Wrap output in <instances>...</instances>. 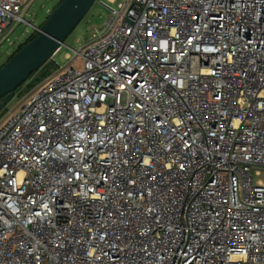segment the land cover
Masks as SVG:
<instances>
[{
	"label": "built area",
	"instance_id": "1",
	"mask_svg": "<svg viewBox=\"0 0 264 264\" xmlns=\"http://www.w3.org/2000/svg\"><path fill=\"white\" fill-rule=\"evenodd\" d=\"M105 5L0 127V264H264V0Z\"/></svg>",
	"mask_w": 264,
	"mask_h": 264
},
{
	"label": "rangeland",
	"instance_id": "2",
	"mask_svg": "<svg viewBox=\"0 0 264 264\" xmlns=\"http://www.w3.org/2000/svg\"><path fill=\"white\" fill-rule=\"evenodd\" d=\"M61 0H36L29 9V14L26 16L27 21L34 24L32 27L24 22L16 23L10 33V40L5 41L0 46V66L7 61L8 57L32 34L35 27L40 26L46 18L51 14L52 10ZM126 0H98L91 8L87 16L81 21L77 28L72 32L66 41V46L63 47L53 59L47 62L40 70L35 73L33 78L27 82L25 86L18 89L15 97L2 110L0 114V127H2L12 115L19 110L30 100V93L41 86L44 81L55 73L59 66H65L69 63L67 55H71L72 59L79 60L76 51H79L96 33V30H101L105 22L111 17L112 11L105 5L108 2L111 8L117 9L120 3ZM78 67H82L78 63Z\"/></svg>",
	"mask_w": 264,
	"mask_h": 264
},
{
	"label": "water",
	"instance_id": "3",
	"mask_svg": "<svg viewBox=\"0 0 264 264\" xmlns=\"http://www.w3.org/2000/svg\"><path fill=\"white\" fill-rule=\"evenodd\" d=\"M98 0H61L39 35L0 68V112L30 76L66 46V41Z\"/></svg>",
	"mask_w": 264,
	"mask_h": 264
},
{
	"label": "trees",
	"instance_id": "4",
	"mask_svg": "<svg viewBox=\"0 0 264 264\" xmlns=\"http://www.w3.org/2000/svg\"><path fill=\"white\" fill-rule=\"evenodd\" d=\"M61 2V1H60ZM59 2V3H60ZM59 3H58V5H59ZM57 5V6H58ZM57 6H55L54 7V9L57 7ZM53 9V10H54ZM52 10V11H53ZM49 17V16H48ZM47 17V18H48ZM47 18H46V20H47ZM46 20L40 25V26H38L37 28L38 29H34L33 30V32H32V34H30V36L12 53V55H10L9 57H8V59H7V61L17 52V51H19L21 48H23L28 42H30V41H32L34 38H36L38 35H39V33H40V30H42L43 29V27H44V25H45V23H46ZM6 61V62H7ZM6 62H4L1 66H0V68L6 63ZM35 73H37V71L36 72H34L31 76H30V78H29V80L27 81L28 83H29V81L31 80V78H33V76L35 75ZM27 82H25L24 84H22L18 89H21L23 86H25L26 84H27ZM2 113V111L0 112V114Z\"/></svg>",
	"mask_w": 264,
	"mask_h": 264
}]
</instances>
